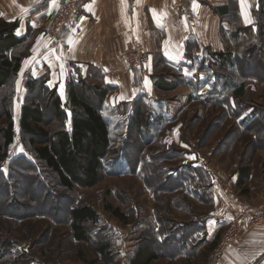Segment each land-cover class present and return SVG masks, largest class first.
<instances>
[{
  "label": "rangeland",
  "instance_id": "374dc122",
  "mask_svg": "<svg viewBox=\"0 0 264 264\" xmlns=\"http://www.w3.org/2000/svg\"><path fill=\"white\" fill-rule=\"evenodd\" d=\"M230 11L232 15L221 20L230 25L233 37L218 57L220 70L208 67L202 80L193 71L189 81L180 72L174 75L158 67L160 76L170 78L174 87L166 92L151 89L136 101L106 103L99 108L108 126L110 147L99 181L91 188L74 184L69 191L60 186L57 176L34 154V147L47 140L22 134L19 114L13 113L15 138L0 167V264H129L132 252L143 244L159 256L152 264L201 261L197 257L170 262L169 256L188 249L181 246L177 250L167 244L168 239L163 244L159 239L164 236L161 231L169 229H174L173 236H185L184 226L179 225L212 216L214 179L207 169L214 174L227 169V175L221 173L225 179L239 163H250L257 168L252 186L264 185V9L256 12L257 18L252 15L250 27L239 23L234 9ZM26 49L25 45L18 53L25 54ZM217 71L223 78L219 88L215 85ZM20 77L23 80L21 73ZM61 77L63 85L58 83L54 89L60 91L62 105L66 104L68 82L79 88L84 83L83 98L95 105L98 84L86 83L79 68L71 65ZM38 79H48V75ZM36 87L33 93L18 89L15 110L23 104L39 106L41 129L52 136L59 127L51 105L53 88L43 91L40 82ZM103 90L107 95L115 92ZM7 95V90L0 93L2 98ZM3 111L0 106V129ZM65 111V129L69 130L70 112ZM139 111L144 124L136 128ZM179 186L182 189L173 192ZM77 205H87L99 216L86 244L75 242L71 235L69 211ZM105 205L118 209L122 219L106 211ZM102 243L110 246L109 261L96 252ZM205 250L200 249V259Z\"/></svg>",
  "mask_w": 264,
  "mask_h": 264
},
{
  "label": "crops",
  "instance_id": "0c3cea01",
  "mask_svg": "<svg viewBox=\"0 0 264 264\" xmlns=\"http://www.w3.org/2000/svg\"><path fill=\"white\" fill-rule=\"evenodd\" d=\"M64 1L0 0V18L18 23L16 36L30 35L28 54L19 73L27 72L33 79L46 74L45 86L54 89L58 83L63 85V73L71 69V65L76 66L89 85L97 83L100 89H114V95L105 94L102 105H123V102L136 101L151 89L163 92L162 87H174L175 83L170 78L160 76L158 67L174 75L180 72L189 81L193 71L197 70L198 78L202 80L208 73V67L220 70L218 57L224 53L226 42L233 37L230 25L221 22L226 16L220 10L225 8L231 14L230 9H234L239 23L250 27L252 15L256 17L264 7V0H187L188 6L196 13L195 25L189 26L171 10L172 0H86L77 23V34L65 35L63 41L57 43L49 38L48 31L51 18ZM131 35L148 53V61L141 74L128 72L123 63V51ZM208 50L210 56H206ZM215 73V85L219 88L223 78L218 71ZM161 79L165 82L162 87ZM124 86L128 87L126 91H123ZM18 89L26 92L22 84ZM57 92L62 98L58 89ZM253 169L257 168L250 163H239L238 169L225 179L222 174L227 175V169L215 174L207 169L214 179L212 216L194 218L190 226L179 225L189 232L185 236L176 234L170 244L177 246V250L182 246L188 251L169 256L170 262L198 257L201 260L198 264H206L207 256L215 248L222 232L235 220L241 237L217 264H264V224H249L250 219L264 207V185L258 189L252 186L256 172ZM243 174L247 175L246 178ZM240 178L242 181L239 183ZM162 235L160 241L168 239L171 233ZM202 248L206 250L200 259L198 255Z\"/></svg>",
  "mask_w": 264,
  "mask_h": 264
},
{
  "label": "trees",
  "instance_id": "16d2710c",
  "mask_svg": "<svg viewBox=\"0 0 264 264\" xmlns=\"http://www.w3.org/2000/svg\"><path fill=\"white\" fill-rule=\"evenodd\" d=\"M263 9L264 7L261 12ZM220 13L223 16L232 15L225 8L221 9ZM17 27V22H7L0 18V93L3 90H7L8 93L5 98L0 96V106L4 110L2 128L0 129L3 139L0 142V167L5 159L7 150L14 142L15 123L13 113L18 112V125L22 134L39 135L47 140L46 143L38 144L34 147V154L46 168L57 176L60 186L69 191L73 190L74 184L91 188L99 181L100 173L103 170L102 161L106 158L110 147L108 126L99 109L102 107L106 94L105 90L97 88L95 92L97 99L93 106L83 98L84 86L82 87V85L84 83L82 82L80 88L78 87L79 84L67 83V100L64 105H62L57 91L52 89L50 91V95L53 96L51 105L55 111L54 114L59 122V127L52 136L48 132L43 131L41 129L43 112L39 106L23 104L19 110H15L16 93L21 84L29 93H33L36 90V85L39 82L43 91L47 90L45 86L47 79L39 81V79L28 78L27 76V79L21 83L19 72H21L22 62L28 54L30 35L16 36ZM260 34H256L255 39ZM25 45L27 47L25 54L18 53L19 49ZM249 46L251 47L253 44L250 43ZM160 83V87L165 84L162 79ZM162 88L166 89L167 87ZM239 91L241 92V90ZM65 110L70 112L69 130L65 129V122L68 118ZM142 124H144V120L142 113L139 111L136 115L134 126L140 128ZM170 158L171 156L168 157V160ZM191 170L189 171L191 172ZM246 176V174H243V178H246ZM194 181L195 179H191V182ZM241 181L242 178L239 179V183ZM179 189H182V187L175 188L173 192ZM105 210L111 212L115 218L122 219L120 211L113 209L111 205H105ZM98 221L99 216L91 207L87 205L71 207L69 211V226L72 239L78 243H88L92 236L90 228ZM123 223H126L124 214ZM184 230L185 234L189 232V229L184 228ZM173 231L174 229H169L166 232L171 233ZM161 234H163L162 231ZM174 237L171 235L167 240V244H170ZM164 241H162V244ZM109 249L110 246H107L106 243L97 246L96 252L103 261H109ZM158 258L159 256L154 248L148 244H143L137 246L132 252L129 264H152Z\"/></svg>",
  "mask_w": 264,
  "mask_h": 264
},
{
  "label": "built area",
  "instance_id": "2783aa9c",
  "mask_svg": "<svg viewBox=\"0 0 264 264\" xmlns=\"http://www.w3.org/2000/svg\"><path fill=\"white\" fill-rule=\"evenodd\" d=\"M86 0H65L60 10L51 18L48 31L49 38L57 43H61L65 35L73 36L77 34V23L82 16L83 6ZM171 10L182 17L189 26L196 23V13L188 6L187 0H172ZM123 63L127 70L134 74H141L145 70L148 55L143 49L141 42L131 35L125 44L123 51ZM25 80L26 72H22ZM251 226H261L264 224V207L258 215L249 221ZM240 233L235 220H232L223 232L215 250L210 256L208 264H217L222 255L232 248L240 239Z\"/></svg>",
  "mask_w": 264,
  "mask_h": 264
},
{
  "label": "snow or ice",
  "instance_id": "6c2138e0",
  "mask_svg": "<svg viewBox=\"0 0 264 264\" xmlns=\"http://www.w3.org/2000/svg\"><path fill=\"white\" fill-rule=\"evenodd\" d=\"M54 2H55V0H54Z\"/></svg>",
  "mask_w": 264,
  "mask_h": 264
}]
</instances>
